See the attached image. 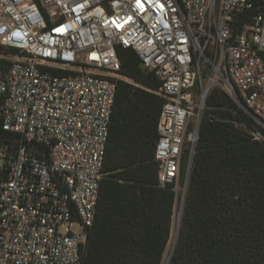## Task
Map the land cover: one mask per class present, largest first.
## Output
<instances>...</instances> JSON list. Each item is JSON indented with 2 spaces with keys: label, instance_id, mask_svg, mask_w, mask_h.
<instances>
[{
  "label": "built area",
  "instance_id": "built-area-1",
  "mask_svg": "<svg viewBox=\"0 0 264 264\" xmlns=\"http://www.w3.org/2000/svg\"><path fill=\"white\" fill-rule=\"evenodd\" d=\"M118 47L161 81L155 160L178 199L214 88L264 130V0H0V264H85L131 82Z\"/></svg>",
  "mask_w": 264,
  "mask_h": 264
},
{
  "label": "trees",
  "instance_id": "trees-1",
  "mask_svg": "<svg viewBox=\"0 0 264 264\" xmlns=\"http://www.w3.org/2000/svg\"><path fill=\"white\" fill-rule=\"evenodd\" d=\"M10 52L15 50L10 49ZM120 74L97 214L85 264H162L177 194L155 160L165 100L137 53L118 47ZM264 130L219 88L211 91L169 264H264Z\"/></svg>",
  "mask_w": 264,
  "mask_h": 264
},
{
  "label": "rangeland",
  "instance_id": "rangeland-1",
  "mask_svg": "<svg viewBox=\"0 0 264 264\" xmlns=\"http://www.w3.org/2000/svg\"><path fill=\"white\" fill-rule=\"evenodd\" d=\"M186 191H187V189H186ZM183 194H184V190H183V192H181L179 199H178V202L176 203V207H175V211H174V218H173L172 235H171V239H170L168 248H167L166 253L164 255V259H163L162 264H169L170 259H171V255L173 254V251H174V247L177 243V239L179 236V230H180V226H181V219H182V212H183L182 208H183V204L185 202V198L183 200Z\"/></svg>",
  "mask_w": 264,
  "mask_h": 264
},
{
  "label": "water",
  "instance_id": "water-1",
  "mask_svg": "<svg viewBox=\"0 0 264 264\" xmlns=\"http://www.w3.org/2000/svg\"><path fill=\"white\" fill-rule=\"evenodd\" d=\"M183 209V208H182Z\"/></svg>",
  "mask_w": 264,
  "mask_h": 264
}]
</instances>
